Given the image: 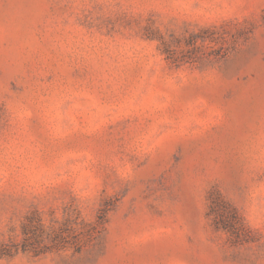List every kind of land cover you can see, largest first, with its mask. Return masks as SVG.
<instances>
[{
    "label": "rangeland",
    "instance_id": "rangeland-1",
    "mask_svg": "<svg viewBox=\"0 0 264 264\" xmlns=\"http://www.w3.org/2000/svg\"><path fill=\"white\" fill-rule=\"evenodd\" d=\"M0 264H264V0H0Z\"/></svg>",
    "mask_w": 264,
    "mask_h": 264
}]
</instances>
